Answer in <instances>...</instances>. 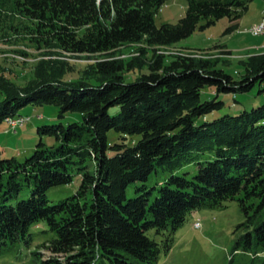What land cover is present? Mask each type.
Wrapping results in <instances>:
<instances>
[{"label": "trees", "instance_id": "1", "mask_svg": "<svg viewBox=\"0 0 264 264\" xmlns=\"http://www.w3.org/2000/svg\"><path fill=\"white\" fill-rule=\"evenodd\" d=\"M167 1L0 0V38L15 33L72 54L112 55L140 44L139 55L129 60L98 61L99 85L45 74L48 69L25 85L0 74V124L28 104H55L60 116L77 111L83 118L40 125L30 156L0 159V257L51 232L30 250L33 264H157L190 213L221 209L232 199L246 214L238 225L246 232L234 252L253 254V262L264 252V103L199 121L225 105L217 98L221 93L247 92L257 84L264 92V52L241 60L235 78L211 58L186 53L167 62L157 51L225 17L231 22L227 32H234L252 0H186L177 23L157 26L155 16ZM145 66L149 73L125 82V71ZM207 88L216 96L203 100ZM113 106L120 108L115 114L109 112ZM113 129L140 139L111 143ZM45 136L55 143L48 145ZM210 149L214 158L199 162L192 178L172 173L154 197L146 184L127 197L128 185L148 180L157 166L173 172ZM76 174L78 191L50 204L49 189L70 184ZM24 187L30 189L26 197Z\"/></svg>", "mask_w": 264, "mask_h": 264}, {"label": "rangeland", "instance_id": "2", "mask_svg": "<svg viewBox=\"0 0 264 264\" xmlns=\"http://www.w3.org/2000/svg\"><path fill=\"white\" fill-rule=\"evenodd\" d=\"M187 9L186 0H168L155 16L157 26L163 23H177ZM264 20V0H252L249 8L238 20L239 28L228 33L231 25L229 18H222L203 30L197 29L191 36L181 40L175 45L159 47L158 54H163L167 62L175 55L191 53L198 57L211 58L217 62L218 68L226 73L239 78L243 70L240 62L247 59L253 53L264 52V30L255 35L251 32L253 26ZM204 23V21H202ZM139 45H125L112 55L105 54H72L58 47H48L32 42L27 36L21 37L13 33L11 37L0 38V74L9 78L18 85H25L30 81H36L45 74H57L67 81L83 80L88 85H99L102 82L100 73L96 72V63L107 59L123 58L129 60L132 56L139 55ZM230 51L231 55H223ZM151 58V53L147 55ZM149 68L135 69L123 73L126 83L134 82L143 73H149ZM261 86L255 85L247 92L221 93L218 99L225 101V105L213 112L201 117L199 121L212 120L223 114H239L243 110H251L264 103V92ZM216 96L213 89L205 90L202 99H210ZM120 108L113 106L109 109L111 114L118 112ZM19 114L29 117L23 126L10 129L6 122L0 124V159L16 156L23 160L30 156L40 140L37 128L44 124L60 123L67 125L70 122L82 121V114L77 111H69L60 116V108L55 104L25 105L19 110ZM111 143H126L133 145L140 139L139 134L122 135L114 129L108 133ZM43 140L52 145L55 141L50 137ZM215 150L193 154V160L185 163L173 172L164 170L161 166L154 169L148 180L132 182L127 187V197L135 196L137 187L146 184L152 188V197L157 195L161 184L165 183L172 173L192 178L199 170V162L213 159ZM94 170V164L90 162ZM81 184V175L76 174L70 184L58 185L49 189L47 195L50 204L75 194ZM30 193L28 187H24L21 196L26 197ZM237 197H241L239 194ZM226 207L221 209H201L188 215L186 222L174 234V242L171 250L163 252L157 264H264V252L259 259L253 262V254L242 250L234 252L237 239L246 232L238 225L246 220V214L238 199L225 202ZM199 222V224H196ZM46 228L44 222L41 223ZM253 228V226L251 227ZM38 230V229H36ZM35 231V229H34ZM150 235L161 240L160 235L154 231ZM52 236L51 232L38 234L33 245L27 247L21 244L12 253L0 257V264H33L30 258V250L37 248L38 244Z\"/></svg>", "mask_w": 264, "mask_h": 264}, {"label": "built area", "instance_id": "3", "mask_svg": "<svg viewBox=\"0 0 264 264\" xmlns=\"http://www.w3.org/2000/svg\"><path fill=\"white\" fill-rule=\"evenodd\" d=\"M264 25V20L262 23L258 24V25H255L252 27L251 29V32L254 33V32H257V28H260ZM30 118L29 117H26V116H23V115H20V122H13V121H5L6 124L8 125V127L10 129H15L17 127H21L23 126L27 121H29Z\"/></svg>", "mask_w": 264, "mask_h": 264}, {"label": "bare ground", "instance_id": "4", "mask_svg": "<svg viewBox=\"0 0 264 264\" xmlns=\"http://www.w3.org/2000/svg\"><path fill=\"white\" fill-rule=\"evenodd\" d=\"M263 30H264V25L260 28H257V32H254L253 34L259 35V33H261ZM5 121L20 122V115H16V116H13L11 118H7V119H5ZM197 224H199V223L197 222Z\"/></svg>", "mask_w": 264, "mask_h": 264}, {"label": "water", "instance_id": "5", "mask_svg": "<svg viewBox=\"0 0 264 264\" xmlns=\"http://www.w3.org/2000/svg\"><path fill=\"white\" fill-rule=\"evenodd\" d=\"M207 90H208V88H207Z\"/></svg>", "mask_w": 264, "mask_h": 264}]
</instances>
